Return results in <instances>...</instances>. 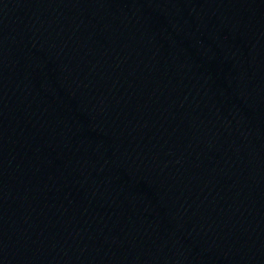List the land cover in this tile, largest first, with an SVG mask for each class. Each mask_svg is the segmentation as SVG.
I'll return each mask as SVG.
<instances>
[{
  "label": "water",
  "instance_id": "95a60500",
  "mask_svg": "<svg viewBox=\"0 0 264 264\" xmlns=\"http://www.w3.org/2000/svg\"><path fill=\"white\" fill-rule=\"evenodd\" d=\"M0 264H264V0H0Z\"/></svg>",
  "mask_w": 264,
  "mask_h": 264
}]
</instances>
